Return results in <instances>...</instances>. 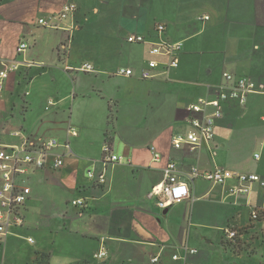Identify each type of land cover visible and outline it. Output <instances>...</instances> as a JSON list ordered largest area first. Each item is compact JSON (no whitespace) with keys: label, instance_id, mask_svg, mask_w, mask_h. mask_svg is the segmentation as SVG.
Wrapping results in <instances>:
<instances>
[{"label":"crops","instance_id":"1","mask_svg":"<svg viewBox=\"0 0 264 264\" xmlns=\"http://www.w3.org/2000/svg\"><path fill=\"white\" fill-rule=\"evenodd\" d=\"M69 2L77 11L61 29L38 24ZM159 24L165 39L182 44L179 67L165 72L167 58L157 57L158 78L143 80L149 46L127 38L156 42ZM22 42L29 48L18 53ZM8 64L18 70L0 99V142L37 133L69 141L74 155L59 170L29 177L26 224L0 241V264H89L99 250L107 252L99 264H151L160 252V264H183L171 250L185 245L198 250L189 260L199 264H264V210L251 217L264 206L258 184L231 196L199 177L189 182V199L154 205L170 162L182 174L222 167L264 178V0H0V71ZM120 67L135 76H116ZM225 73L260 90L246 106L225 105L211 146L175 149L173 137L188 130V107L212 97ZM107 141L121 163L103 162ZM89 171L104 172L106 182L91 181ZM76 199L84 206H73ZM226 230L237 232L235 240ZM250 244L254 251L241 250Z\"/></svg>","mask_w":264,"mask_h":264},{"label":"built area","instance_id":"2","mask_svg":"<svg viewBox=\"0 0 264 264\" xmlns=\"http://www.w3.org/2000/svg\"><path fill=\"white\" fill-rule=\"evenodd\" d=\"M77 11V5L69 2L62 6L58 13L51 14L38 20V24L48 29H61L62 21L73 17ZM204 19H208L205 17ZM158 41L148 42L142 35H131L127 38L130 44H148L149 55L152 57L146 62L138 73V77L143 80L158 78V68L161 63L156 60L157 57L167 58L164 63L165 72L179 67V52L182 44L173 43L165 39V26L159 24L156 28ZM29 48L26 42H22L18 47V53L25 52ZM18 70L16 64L5 65L0 71V99L5 89V81L10 71ZM81 70L94 72L95 68L91 64H84ZM135 70L132 68L120 67L115 71L116 76L133 77ZM225 83L215 90L212 97L200 98L192 103L188 110L190 117L187 121L188 130L185 134H179L172 139L175 149L188 147L195 151L202 147H209L216 137V128L218 121L223 117L224 107L228 102L234 101L241 106H246L250 95L258 92L260 86L248 77H238L234 74H224ZM28 94V93H26ZM49 106L54 105L53 101L48 102ZM68 135L77 137L79 131L70 126ZM17 141L14 143L0 142V241H3L14 229L21 228L26 224V205L30 200L32 193L28 185L30 176L41 170H59L65 164V157L74 155L69 141L61 143L57 138L47 137L37 133H17L14 134ZM63 148L64 154H57L55 150ZM160 156L154 151L153 160H159ZM256 159L260 154L255 155ZM123 158L112 154V146L107 141L103 146L104 163H121ZM187 176V180L181 177ZM91 181L99 184L106 182L105 173L96 174L93 171L88 172ZM202 177L212 186H221L226 189L231 196H247L252 192V187L258 184L264 190V178L258 174H244L237 171L228 170L222 167H216L208 172H201L198 167H192L191 170L182 174L175 162H170L165 169L164 183L155 199V207L158 209H167L168 207L183 202L191 197L189 182ZM235 182L230 184V182ZM183 189V191H181ZM83 199L72 201L73 206H84ZM262 207L252 209L251 217L258 220L262 213ZM228 238L235 240L237 232L226 230ZM32 242V239L28 240ZM172 259L183 264H199L190 261L189 256L198 254V250L185 245L181 248L171 250ZM107 257L106 250H99L92 256L89 264H99ZM162 253L154 255L150 259L151 264H160Z\"/></svg>","mask_w":264,"mask_h":264},{"label":"rangeland","instance_id":"3","mask_svg":"<svg viewBox=\"0 0 264 264\" xmlns=\"http://www.w3.org/2000/svg\"><path fill=\"white\" fill-rule=\"evenodd\" d=\"M251 247H252V245L250 244V245H247V246L243 247L241 250H248V251L253 250L254 251L255 249H252ZM233 249L235 250V248H233Z\"/></svg>","mask_w":264,"mask_h":264},{"label":"snow or ice","instance_id":"4","mask_svg":"<svg viewBox=\"0 0 264 264\" xmlns=\"http://www.w3.org/2000/svg\"><path fill=\"white\" fill-rule=\"evenodd\" d=\"M181 191H183V189H181Z\"/></svg>","mask_w":264,"mask_h":264}]
</instances>
